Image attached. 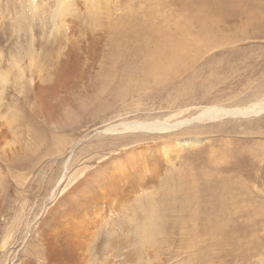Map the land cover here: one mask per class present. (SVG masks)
Here are the masks:
<instances>
[{"label": "bare ground", "instance_id": "bare-ground-1", "mask_svg": "<svg viewBox=\"0 0 264 264\" xmlns=\"http://www.w3.org/2000/svg\"><path fill=\"white\" fill-rule=\"evenodd\" d=\"M162 1L85 0L84 8L72 10L62 0L60 17L71 18L62 22L58 34L38 47L31 44L24 58L0 74V191L9 185L4 165L14 184L25 186L40 160L57 157L62 163L61 175L52 182V206L45 209L35 237L38 247L29 254L44 258L45 264H72L83 249L82 237L86 239L102 219L120 213L125 218L135 216V208L148 220L156 212L168 208L175 213L176 205L182 210L197 202L200 216L193 217L194 223L204 216V225L215 236L241 233L240 224L231 225L241 213L236 197L241 190V170L261 153L251 151L254 155H247L245 164L241 142L230 132L207 145L202 137L193 136L195 129L190 126L225 117L263 115L264 91L245 105L224 104L221 98L178 103L182 74L204 52L226 43L181 38L179 24L164 11ZM76 27L82 32L78 43ZM104 48L112 49L111 61L97 87ZM133 99L137 100L128 103ZM157 109L165 110L146 118L133 114ZM112 119L114 123L96 129L99 136L107 135L104 141L81 154L76 152L79 136L74 137L72 131L84 132ZM182 156L191 161L181 162ZM76 168L59 190L62 180ZM253 175L250 180L257 179ZM76 180L79 185L67 189ZM159 188L169 192L167 196L160 193L166 204L156 210L153 204ZM148 224H138L141 245L147 234L154 238L163 226L154 221L148 231ZM197 257L199 264H219L209 253Z\"/></svg>", "mask_w": 264, "mask_h": 264}, {"label": "rangeland", "instance_id": "rangeland-1", "mask_svg": "<svg viewBox=\"0 0 264 264\" xmlns=\"http://www.w3.org/2000/svg\"><path fill=\"white\" fill-rule=\"evenodd\" d=\"M61 2L0 0V74H5L14 61L24 58L31 44L38 47L58 34L62 22L71 18V15L60 17ZM67 2L72 10L85 7V0ZM162 6L172 19L175 17L181 38L201 43H226L225 47L204 52V56L191 63L192 66L182 74L178 84V103L192 98H196V102L204 98H221L224 104L245 105L260 96L264 91V0H163ZM75 30L74 38L78 43L82 32L79 27ZM107 42L105 34V47ZM105 49L96 78L97 87L111 61L112 49ZM47 85L51 88L52 82ZM231 89L232 92L227 93ZM164 110H143L133 114L146 118ZM114 122L115 119H112L84 132L72 131L74 137L79 136L76 152L81 154L92 144L98 146L96 144L107 136H99L98 131ZM42 125L52 132L46 124ZM190 127L195 129L193 136L202 137L207 145L211 141L217 143L230 132L234 140L241 142V156L245 164L248 156L254 155L251 151L261 153L260 156H252L250 165L242 168L241 190L236 189L239 191L236 197L241 203V213L234 216L231 225L240 224L241 233L226 238L215 236L204 225V216L194 223L193 217L200 216L197 202H190L182 210L176 205L175 213L168 208L161 213L156 212L148 220L141 218L135 208V216L125 218V214L120 213L102 219L86 239L82 237L83 249L72 264H199L196 262L199 259L197 255L206 253L217 257L219 264H264V114L250 119L225 117L195 123ZM187 160L191 161L181 157V162ZM40 161L37 171L30 172L25 186L14 184L9 168L4 165L9 185L0 191V264H45L44 258L41 260L29 254L38 247L35 237L40 231L41 220L47 214L45 209L49 211L52 206V182L61 175L62 163L57 157ZM44 162L50 163L44 165ZM193 163L200 164L195 160ZM96 166L91 165V169ZM77 169L62 180L59 190L64 189L69 176ZM252 174L257 175V179L250 180ZM166 178L169 179L168 176ZM78 185L76 180L67 189L73 190ZM165 186L170 189V186ZM168 192L160 188L157 190L158 199L153 204L156 210L166 204L161 201L160 193L167 196ZM200 196L204 198L206 195L202 193ZM108 210H112L111 206ZM145 221L149 223L148 231L154 226V221L163 226L159 227L154 238L147 234V241L141 245L138 224ZM24 249L27 254H24Z\"/></svg>", "mask_w": 264, "mask_h": 264}]
</instances>
